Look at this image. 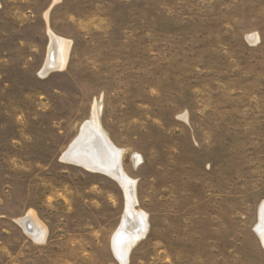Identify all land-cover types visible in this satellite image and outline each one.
<instances>
[{"label": "rangeland", "instance_id": "374dc122", "mask_svg": "<svg viewBox=\"0 0 264 264\" xmlns=\"http://www.w3.org/2000/svg\"><path fill=\"white\" fill-rule=\"evenodd\" d=\"M93 115L148 216L128 263L121 180L63 158ZM263 202L264 0H0V264H264Z\"/></svg>", "mask_w": 264, "mask_h": 264}, {"label": "bare ground", "instance_id": "6f19581e", "mask_svg": "<svg viewBox=\"0 0 264 264\" xmlns=\"http://www.w3.org/2000/svg\"><path fill=\"white\" fill-rule=\"evenodd\" d=\"M255 37H257L256 34L250 36V39L253 38V40H256ZM70 43L71 41L65 38L59 37L54 33L51 34L48 57L41 74H47L51 71L61 70L65 67L69 57ZM99 141H101L104 145V148L101 150L97 148V144L100 143ZM89 142L93 143L88 145ZM69 153H73L76 156V159H80L89 168L90 165L99 166L95 163L99 162L95 160V153L98 154V159L100 160L99 163L101 164L100 168L107 173L118 176L125 187L128 197L127 214L123 219L120 232H118L116 235V249L118 250V256L123 260V262L128 263V253L131 247L136 244L138 239H140L142 236L145 237L144 235L148 231L149 224L147 221L148 216L145 214V212L135 211L134 209L136 197L133 190H131V186L134 184L135 180H132V178H130L122 169V150L115 146V144L103 130L96 115H93L91 119L87 120L83 124L79 136L72 142L68 150L65 151L64 155ZM129 215L136 220V225L134 226L135 229H130L127 226L129 223ZM260 215L261 222L257 231L264 242V202L261 205ZM26 220L32 225V235L36 238V240H44L46 236V227L39 220L37 215H35L33 210H30L25 217L20 219L22 223H24ZM126 228L130 229V231L128 229V231H124Z\"/></svg>", "mask_w": 264, "mask_h": 264}, {"label": "water", "instance_id": "95a60500", "mask_svg": "<svg viewBox=\"0 0 264 264\" xmlns=\"http://www.w3.org/2000/svg\"><path fill=\"white\" fill-rule=\"evenodd\" d=\"M100 143L99 144H97V148L99 149V150H101L102 148H104V145L102 144V142L101 141H99ZM93 142H89L88 143V145L89 144H92ZM96 152H98V151H96ZM94 154V153H93ZM95 156H96V161H99L100 162V160L98 159V154H96L95 153ZM63 158L66 160V161H69V162H73V163H76V164H79V165H83V166H85V167H88L86 164H84V162H82L80 159H76V156L73 154V153H69V154H66V155H64L63 156ZM99 162H95L96 164H98L99 166H97V165H90V168L92 169V170H96V171H102V172H106V171H104L103 169H101L100 168V163ZM86 163V162H85ZM89 168V167H88ZM107 173V172H106ZM24 224V226L26 227V229L27 230H29V231H32L33 230V227H32V225L30 224V222L28 221L27 222V220L23 223Z\"/></svg>", "mask_w": 264, "mask_h": 264}]
</instances>
